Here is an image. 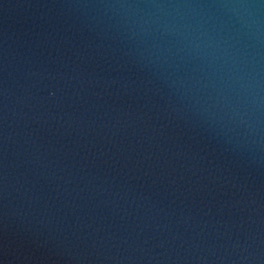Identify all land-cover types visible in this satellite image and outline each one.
I'll list each match as a JSON object with an SVG mask.
<instances>
[{
  "label": "water",
  "instance_id": "obj_1",
  "mask_svg": "<svg viewBox=\"0 0 264 264\" xmlns=\"http://www.w3.org/2000/svg\"><path fill=\"white\" fill-rule=\"evenodd\" d=\"M0 264H264V0H0Z\"/></svg>",
  "mask_w": 264,
  "mask_h": 264
}]
</instances>
